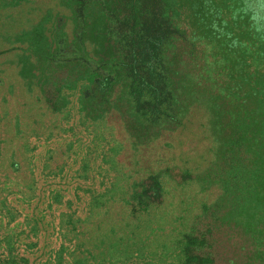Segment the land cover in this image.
Segmentation results:
<instances>
[{
    "label": "trees",
    "instance_id": "1",
    "mask_svg": "<svg viewBox=\"0 0 264 264\" xmlns=\"http://www.w3.org/2000/svg\"><path fill=\"white\" fill-rule=\"evenodd\" d=\"M1 39L11 44L0 47V64L13 70L11 79L0 74L1 191L18 178L13 193L62 201L63 188L46 190V178L63 172L55 151L41 146L43 160L32 165L40 140L64 139L63 160L81 155L79 178L88 177L92 154L107 165L96 187L74 179L75 196H89L86 216L59 215L70 264L158 251L161 263L144 264H264V0H0ZM196 109L207 125L193 119ZM113 112L134 149L167 130L201 128L208 144L199 164L208 166L129 179L116 158L125 143ZM190 185L220 195L190 216V205L176 216L166 211L172 188ZM113 202L125 209L120 225L97 223L87 243L84 226Z\"/></svg>",
    "mask_w": 264,
    "mask_h": 264
},
{
    "label": "rangeland",
    "instance_id": "2",
    "mask_svg": "<svg viewBox=\"0 0 264 264\" xmlns=\"http://www.w3.org/2000/svg\"><path fill=\"white\" fill-rule=\"evenodd\" d=\"M18 41V39H14L12 43L16 44ZM10 44L11 42L8 40H0V47L3 49ZM87 45L89 49H93L92 43L88 42ZM5 58L6 56L3 57V59ZM9 66L10 64L5 63L3 60L0 64V74L3 73L4 78L11 79L13 77V70L11 71ZM191 114L193 115V119L206 124V116L201 110L198 112L196 109V112L193 111ZM109 120L115 125L117 136L125 143V148L120 151L116 158L123 164L122 166L125 167L129 179L133 181L147 178L149 172H157L162 175L164 171L166 173V168L169 169L174 167L175 170L184 167L192 168L196 166V164L202 162L201 156L205 152V147L208 142L206 140H201L205 136V133H201V128L199 132L195 131V133L189 128L176 129V131L171 130V132L167 130L162 132L161 136L153 139L151 142L140 145L134 149L129 144L127 134L123 131L117 114L114 112L110 114ZM203 130L205 132V128H203ZM208 134V136H210V133ZM58 141H61L60 144H63V142L65 144L64 139L55 142L50 140V142L47 143L40 140V145H37L40 147L35 151L36 154L32 160V165H39L43 160L41 146L50 147L52 151H55L53 164L61 163V165H63V172L59 177L46 178L48 188L45 189L48 190L49 187L63 188L64 197L61 202H51V206H48V201L39 199L38 196L25 198L23 197L24 195H29L25 192L26 188L23 191L24 193H13V190H16L13 183H15L16 180L20 182L18 178H15L9 183V191H1L3 185L0 182V259L2 260L10 255L19 259V261L22 262L21 264H58L59 260H61V264H70L68 255L71 250L72 242L65 240L60 234L58 226L59 215L61 212H72L76 210L81 218L86 216V202L89 196L82 190H78L77 194H79L78 196H80V198H77L75 193H73L74 183L79 181L83 188L90 185L96 187L101 182V179H105L104 174L107 165H100V156L92 154L89 175L88 177H84L89 180L82 177L79 178V176L76 175V169L80 166L81 155L76 154L75 156L72 155L70 159H61L58 151L60 145ZM11 147L16 148L17 145L13 144ZM199 165L204 168L208 166L206 163ZM24 168L25 165L23 164V169ZM28 168L29 166L25 168V181L30 183L29 180L31 179L26 175ZM36 168V166L33 168L35 176L36 173L39 172V169ZM1 175L2 171L0 170V176ZM167 176L166 174L165 178ZM74 179L84 180H76L75 182ZM39 187L40 181L35 184V186L32 184L34 194L38 193ZM219 195L220 190L215 186L203 193L198 187L195 188L192 185L179 187L177 190L176 188H172L171 196L166 198L163 207L166 211H171L176 216L181 210H184L185 207L190 205V208L187 207V210L190 212L186 213V216H190L197 211V206L201 200L213 203ZM67 201H69V204H66ZM189 201H191V203L187 204ZM124 210L123 205L113 202L112 205L109 206V211L106 215L101 214L96 220H93L92 223L84 226L87 229V243H90V237L95 236V225H97V223H100L103 228L110 225H120V221L124 218L122 215ZM34 225L36 226L35 228ZM181 225V221L177 223L178 227ZM150 244L151 250L155 249L156 243L151 241ZM61 246H64V251H62ZM162 252L164 251H158L157 253L161 258L158 256L150 257L151 259L145 257L125 262L120 260L109 262L90 261L89 264L161 263L165 259V255H163Z\"/></svg>",
    "mask_w": 264,
    "mask_h": 264
}]
</instances>
